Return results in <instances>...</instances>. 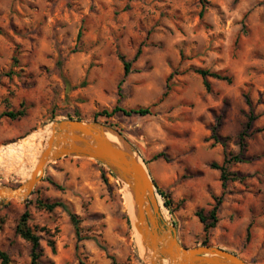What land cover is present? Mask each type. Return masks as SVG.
<instances>
[{
    "label": "rangeland",
    "instance_id": "374dc122",
    "mask_svg": "<svg viewBox=\"0 0 264 264\" xmlns=\"http://www.w3.org/2000/svg\"><path fill=\"white\" fill-rule=\"evenodd\" d=\"M119 56L132 63L118 88ZM197 69L233 81L209 79L207 92ZM0 76V148L57 120L101 123L144 163L161 220L181 245H202L195 214L219 201L208 246L264 264V0H0ZM116 106L152 113L93 120ZM20 110L18 119L5 115ZM243 131L246 161L227 165L223 189L211 165L239 154ZM22 163L0 166V185L24 182L33 167ZM158 189L168 194V208ZM38 201L68 210L47 211ZM26 209L40 237L39 264H111L108 256L144 264L123 190L93 160L48 164L27 199L0 201V251L10 264L30 263L29 243L15 234ZM69 213L87 240L77 242Z\"/></svg>",
    "mask_w": 264,
    "mask_h": 264
},
{
    "label": "water",
    "instance_id": "95a60500",
    "mask_svg": "<svg viewBox=\"0 0 264 264\" xmlns=\"http://www.w3.org/2000/svg\"><path fill=\"white\" fill-rule=\"evenodd\" d=\"M106 134L116 141H110ZM66 157L93 160L105 166L116 182L126 187L134 205L133 227L145 249L144 264H164V261L167 264H250L219 247L181 245L174 226L161 220L157 191L144 163L119 133L96 121L51 122L49 135L29 177L16 187L0 185V201L27 199L45 167Z\"/></svg>",
    "mask_w": 264,
    "mask_h": 264
},
{
    "label": "trees",
    "instance_id": "16d2710c",
    "mask_svg": "<svg viewBox=\"0 0 264 264\" xmlns=\"http://www.w3.org/2000/svg\"><path fill=\"white\" fill-rule=\"evenodd\" d=\"M140 53H141V50L138 49V51L135 55V58H137ZM119 59L123 65V77L120 80V82L118 83V88L121 86V83L124 81V78L130 73L131 63H132V61H127L122 56H119ZM195 73L200 76V78L202 80V84H203V86L207 92H209L211 89L209 79H215L218 81H223L227 84H231L233 81L231 76L222 74L220 72H211L209 70L197 69V70H195ZM246 101H247L246 103L248 104V100H246ZM116 112H121L124 115L136 114V115H140V116H146V115H150L152 113V110H151V107H147V108L138 107V108H134L131 110H126V109H121L118 106H116L113 108V110L110 113L107 111H103L101 114H97L93 120H95L97 118V116H101V115H104L106 117H110V116H112V114H114ZM24 114H25L24 111L20 110L17 112H8L5 115L8 118H10L11 120H15V119L22 117ZM252 119H253L252 117L248 118V121L246 122V126H245L246 130L251 127ZM75 120L81 121V119H79V118H76ZM245 133H246V131H243L239 135L240 152L238 155H230L228 158L225 157L223 164L221 166H217L216 164L211 165L212 168L220 171V174H221L220 181H221V186L223 189H225L226 181H228V179H229L227 176V165H230L232 163H240V162L246 161L243 158V153L245 152V149H246V144H245V140H244ZM160 156L163 157V154L156 156V158H159ZM158 193L160 194V196L162 198L165 199L164 206L166 208H168L170 205V202L168 200V194L166 192L159 190V189H158ZM27 201H29V200H27ZM219 204H220L219 201L216 202V204L212 207V209L209 210L206 214H203L201 211L196 212V214H195L196 217L199 219V221L203 224V233L205 236V239L201 243L203 246H208L207 237L209 235L210 230L215 227V225L218 221L217 213H218ZM37 206L44 209V210H47V211H52L57 207H60L64 210H68L67 207L61 202L43 203L41 201H38ZM69 216H70L71 223L73 224V227H74V232H75L77 242L79 243L83 240H87L88 238L86 236H82V228L80 226V220L78 219V217L73 213H69ZM29 218H30V215H29L28 209H26L22 213V215L20 216V218L16 224L15 234L17 236H19L20 238H22L23 240H25L26 242H28L30 245V263L29 264H39L40 259L42 257V248L40 246V237L29 226V224H28ZM249 228H250V225H249L247 232H246V241L248 240L249 234H250ZM102 249L105 250L104 248H102ZM108 258L110 259L111 264H120V263H118V261L116 260V258L114 256H108ZM0 264H10L9 256L7 255V253H5L3 251H0ZM80 264H84V263L81 262Z\"/></svg>",
    "mask_w": 264,
    "mask_h": 264
},
{
    "label": "bare ground",
    "instance_id": "6f19581e",
    "mask_svg": "<svg viewBox=\"0 0 264 264\" xmlns=\"http://www.w3.org/2000/svg\"><path fill=\"white\" fill-rule=\"evenodd\" d=\"M48 135H49V125L35 133L30 134L26 138L16 143H11V144L1 147L0 148V166L6 167L5 169L9 170L10 167L21 164L23 160H29L33 167L32 169H34V166L37 162L40 150L42 149V144L46 140V137ZM106 137L110 141H113V142L116 141V139L114 137H111L109 134L108 135L106 134ZM117 182L123 190L124 201L126 204V212H127L128 219L132 226V231L134 232V235H135L138 252L141 253L140 257L144 258L145 249L141 245L140 237L133 227V224L135 222L133 201L126 187L121 185L119 181ZM15 200L22 201L23 199H15ZM158 205L160 206L159 200H158ZM164 264H167V262L165 261Z\"/></svg>",
    "mask_w": 264,
    "mask_h": 264
}]
</instances>
